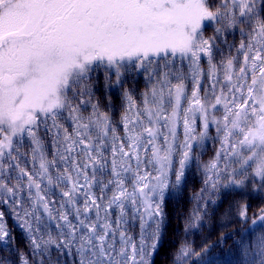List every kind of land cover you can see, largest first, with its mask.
Wrapping results in <instances>:
<instances>
[{"label":"snow or ice","instance_id":"6c2138e0","mask_svg":"<svg viewBox=\"0 0 264 264\" xmlns=\"http://www.w3.org/2000/svg\"><path fill=\"white\" fill-rule=\"evenodd\" d=\"M192 167L186 234L223 192H264V0H0V264H154ZM248 212L168 264H264V207Z\"/></svg>","mask_w":264,"mask_h":264},{"label":"trees","instance_id":"16d2710c","mask_svg":"<svg viewBox=\"0 0 264 264\" xmlns=\"http://www.w3.org/2000/svg\"><path fill=\"white\" fill-rule=\"evenodd\" d=\"M213 27L209 26L205 29L204 34L206 36L212 35ZM227 40L229 44L238 43L240 39L239 33H233L228 35ZM225 38H221L218 41L220 47L214 53L216 59H219L222 55H226L229 51L228 44L223 43ZM179 63V61H177ZM185 69L187 65L185 64ZM127 86L134 88L139 94L145 87V80L143 77L137 78L135 81L128 80ZM109 97L111 98V104L114 107V111L118 116L120 111L121 100L119 91L106 92L103 83V76L100 77V83L96 89V98L102 102V105L109 103ZM67 123V121H65ZM41 136H44V131L41 129ZM215 145L209 141L207 148L204 150L202 160H207L214 151ZM27 150V149H23ZM31 167L30 164L27 165ZM201 175L198 173L195 167H192L187 175V184L181 194L178 196H167L165 200V212H166V232L164 235L163 246L159 250V254L153 257L154 264H168V260L171 259L170 253H172L176 246L185 240L187 236V242L192 244L194 248L199 247L205 242H214L222 234L240 233L244 231L245 224L239 219L238 212L239 206L248 205V223L250 225L251 218L254 213L260 208L264 207V192L259 190H253V184L251 182L246 183V186L242 189L235 191L227 190L223 192L214 204H210L207 215L205 216L202 224L195 230H190L187 234L184 231L185 216L189 209L193 206L190 202V196L194 191L199 190L201 187ZM254 179V178H253ZM59 199V196L55 197ZM231 206V207H230ZM9 228L14 232L16 237V246L27 251L23 234L21 230L15 226L14 221L10 217H6ZM255 227V226H254ZM132 234L136 236L138 234V228L131 229ZM234 239H238V236L232 235L227 241V244H231ZM227 244L225 247H227ZM8 255V253H0V256Z\"/></svg>","mask_w":264,"mask_h":264},{"label":"rangeland","instance_id":"374dc122","mask_svg":"<svg viewBox=\"0 0 264 264\" xmlns=\"http://www.w3.org/2000/svg\"><path fill=\"white\" fill-rule=\"evenodd\" d=\"M206 36V35H205Z\"/></svg>","mask_w":264,"mask_h":264}]
</instances>
